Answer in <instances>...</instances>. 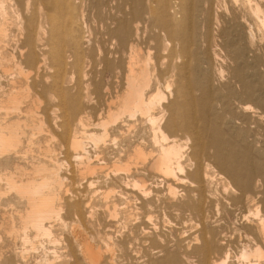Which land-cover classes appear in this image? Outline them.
I'll return each instance as SVG.
<instances>
[{
	"label": "bare ground",
	"instance_id": "obj_1",
	"mask_svg": "<svg viewBox=\"0 0 264 264\" xmlns=\"http://www.w3.org/2000/svg\"><path fill=\"white\" fill-rule=\"evenodd\" d=\"M0 264H264V0H0Z\"/></svg>",
	"mask_w": 264,
	"mask_h": 264
},
{
	"label": "rangeland",
	"instance_id": "obj_2",
	"mask_svg": "<svg viewBox=\"0 0 264 264\" xmlns=\"http://www.w3.org/2000/svg\"><path fill=\"white\" fill-rule=\"evenodd\" d=\"M226 77V80L228 79L227 78V76H225ZM225 77L223 78L224 80H225ZM239 99V98H238ZM227 217H229V218H227ZM227 217L226 216H224L223 217V219L221 220L222 221V223H223V225H224V223H225V228L227 229V227H228V229H229V231L232 229V230H242L240 227V224L239 225H237L239 222H237V221H235V218L233 217V216H231V215H227ZM232 219V221H230ZM230 224H229V223ZM232 222H233V224H232ZM237 222V224H235ZM229 224V225H228ZM231 225V226H230ZM236 225V226H235ZM227 226V227H226ZM168 228H171V229H168ZM168 228H167V226L165 227V229H164V231L166 230V231H168L169 233H174L173 231H172V227H169L168 226ZM234 228V229H233ZM168 229V230H167ZM190 229V230H189ZM225 229V230H226ZM188 230V231H187ZM187 230H186V233L184 234V236L187 238H189V236H193L194 237V235H196L197 234V232H196V230H195V228H191V227H188L187 228ZM194 230V231H193ZM227 231V230H226ZM189 232H192V233H189ZM167 233V232H166ZM169 233H167L166 234V237L168 238V240L171 238H175V233L172 235V234H169ZM189 233V235H187ZM169 235H170V237H169ZM191 244V243H190ZM192 249V250H191ZM193 249H194V245L192 246V244L190 245V248H189V251L191 250V251H193ZM235 248H232V250H231V254H232V259L231 260H233L234 259V255L237 253H235ZM237 251V250H236ZM233 252V253H232Z\"/></svg>",
	"mask_w": 264,
	"mask_h": 264
}]
</instances>
